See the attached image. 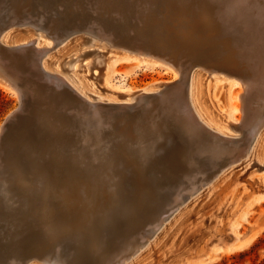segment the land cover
I'll list each match as a JSON object with an SVG mask.
<instances>
[{
    "label": "bare ground",
    "instance_id": "1",
    "mask_svg": "<svg viewBox=\"0 0 264 264\" xmlns=\"http://www.w3.org/2000/svg\"><path fill=\"white\" fill-rule=\"evenodd\" d=\"M35 1L36 0H0V85L8 88L9 90H13L19 101L18 108L13 110L5 119L7 123L6 126L2 125L0 128V143L2 142V140L5 141V134L8 132L10 126L15 124L19 120V118H22L25 114L29 113L28 116L31 117V118L29 117L30 119L28 120V122H25L27 124V127L30 126L29 127L30 130V128H33L32 127L33 124L31 123L32 121H35L36 117L41 118V121L43 119V113L41 114L40 112L36 111L37 107L44 108L46 110V108H57L60 105L65 107L64 109L63 108L62 109L65 110L67 113H69L71 117L77 116L78 119L79 118L82 119L85 124V126L83 125L84 127L87 128L90 127V129H93L94 145L97 146V148H100L101 144L103 143L102 134H104V128L101 126L102 113L103 115L111 116V112L113 113L116 111L119 112L145 111L146 109L150 108V112H152L153 114V110L156 107L155 104L159 103L160 101L167 102V106H165L166 109L164 110L165 117L169 118V120L167 119V122L168 121L170 122V119L175 121V123L177 122L179 129L174 125V123L172 125H174L176 129L180 130V134L178 135L176 134L177 136L176 135L174 136L173 135L174 133H172V135L167 134L166 138L163 137L164 138L163 140L164 143L162 142V144H164L162 145L163 148L168 149V147H170V145L174 143L175 137H177L182 143V146L185 147L186 144H184L185 143L184 138L188 136L187 139L191 141L190 144L193 145L194 143V145L197 146L196 155L199 154L200 156L199 158L203 160L210 159V161L207 160L208 162H211L212 158H214L215 160L217 159V157L221 156L219 139L228 140V142H232V143L239 142L241 140V136L239 134L245 127V130H243L244 131L243 136L247 139L249 145L250 144L252 145L255 139L260 134V132L263 131L262 129L264 128V0H179L178 1L180 5L186 8L187 13L191 14V17L193 18L203 17L200 19L202 20L205 18L211 21V22L203 23L202 25L200 24L202 27L196 28L195 34H198V32L201 33L208 32L209 34L212 33V35L215 37L212 40L205 39L206 42L209 44V48H210L208 52L209 55L207 56V60H208L207 63L197 64L195 67L196 69L192 70L193 71L191 72L192 74H190L189 78L187 79L188 80L187 89L189 93L188 104H186V101H184L183 98L184 95L179 93V91H176L179 89L176 83L182 77L183 65L185 63L178 62L177 61L178 58L177 60L174 59L173 57H172L173 59H168L167 57L161 56L158 53L156 54L154 51L140 47L143 42L142 41L140 42L139 36L138 35L131 36L132 34L130 35V31H129V30L131 31L133 30L132 32H135L142 25L143 26L145 25V27L141 28L140 30L150 35L154 34V32H152V29L155 28V30H157L160 26H162V24L161 21H156V22L149 21V18H151L158 12L154 14L152 10L148 7L152 5L151 3H153V1L155 3L156 2L163 3V0H120V1L119 0H63V1L38 0L36 2H38L40 5L38 4L36 6L34 3ZM59 1H62V3H60ZM103 5L105 6L103 7ZM51 6H54V8H51ZM62 8L63 10L65 9L66 22H64L62 19H60L61 21H56L55 19L52 18V15L57 14L60 9L62 10ZM85 10H89V13L81 15V13ZM123 15H126V17ZM160 19L162 20L161 17ZM211 23H213L214 26ZM195 24L193 26H195ZM31 31L34 34V36L29 34V32ZM80 35L86 37L87 39L98 40L106 44L108 47L118 50L117 53L111 54L108 57L102 51L101 52L97 51L95 53L89 52V56L87 57V59L92 58L94 70L95 71L97 69L99 70L93 73L92 78L91 76L83 72H77L76 65H74L73 68L71 69L69 76L61 75L58 72V65L62 64L63 59L71 56V54H73V52L76 50L75 47L77 45V40L75 37ZM166 36L162 35L159 36L157 39L161 42H165V41L167 42L168 40H171L170 36L168 37ZM119 37L121 38L120 40L122 39L124 40L123 44L117 43ZM71 43L72 46L71 45L69 46V44ZM85 44H87V42H85ZM133 55L135 56L132 57ZM145 58H149V59H145ZM145 60L147 62H145ZM74 61H76V59ZM131 61L137 63L136 66L137 68H140L142 64H144L145 67L153 70L160 67L162 68V70L171 73L172 80L170 82L153 81L148 86L141 89L140 91L133 92L127 95L115 94L112 90L108 88L107 75L113 73L116 66L121 62L128 63ZM88 64H90L89 61L85 63V67ZM163 64H165V66ZM104 70H106L107 72L106 73L107 75L105 77L102 75V71ZM205 74H207V76ZM217 74L223 75L224 78H229L228 84L230 88L238 87L239 89L238 92L231 100L232 101L231 112L232 114L240 113L241 117L239 119H234L233 117H231L230 118L231 121H228L226 124L225 132L222 129H218L220 130L218 132H221V134L219 133V135L216 136L211 130L206 133L200 127V125L202 124L201 118L203 115L199 112V109L197 110L196 108L197 101L195 97V88H196V82L199 79V77L210 78L213 76L212 79H216ZM118 76L122 80H125L127 77L123 73H120ZM240 84L242 85V87L240 86ZM257 84H262L263 86L258 87ZM160 106L161 105H159V107ZM162 108L163 107H161L160 114H162V110H163ZM191 108L193 109V111L191 110ZM150 112L148 111V113ZM46 113L47 112H44V114ZM110 116L108 117L111 119L112 116L111 117ZM154 117H156V115ZM57 118L59 120L61 119L59 117ZM146 118L148 119V117ZM162 119L160 120L161 123H162ZM155 120L152 119L143 123H147V125L149 124L148 125L149 128L150 125H152L155 131L157 128V130H159L158 133L164 134L165 133L163 132L165 127L164 125L166 123L164 122L165 124L162 123L164 125H160L159 120L157 121ZM21 123H24L22 122V119H21ZM143 123L142 124L140 123L141 126L143 125ZM156 123L157 126H154ZM51 124H53V122ZM38 125H41V123H39ZM34 126H35L34 130L37 129L36 130L37 133L42 132V136H38L36 139L39 141L38 144L39 146L42 142L43 149L42 150L39 149V152H35V153H41L42 158L40 159L41 161H37L36 158H34V156L31 157L32 158L31 165L28 164V167L24 171V173L26 172L25 175L32 174V179L29 178L27 179L28 181H22V182L20 181V186L16 188L21 190L19 192L20 194L21 193L26 194L27 200L30 201L28 197L29 194H32L34 192L37 193L40 189H44V188L46 189V187H47L46 191L50 193L49 190L50 188L54 189V187H57L56 190L58 192L60 193L63 192L64 195L63 201L68 202L73 200L75 205H77L76 203L80 201L82 208H86L90 203L93 202L92 194L93 192H95V190L96 191L98 190V192L101 190H105L104 193L106 195L105 198L107 199V196L109 198L107 201L108 203L117 201V203L125 205L127 210L133 212L130 216H128V220H127L128 227L124 228L122 226L121 227L119 226L120 228H123V230H121L120 238H118L119 240H117L116 243H113L111 239L112 252L107 260L104 261L103 260L104 258L102 257L101 254L104 251L103 249L107 245H109L110 238H112V236L110 237V235H103V236L100 235V237L90 238L93 244L89 245V249L91 251L89 254H86V258L88 257V259H90V257H92V261L93 258H96L95 260L100 258L104 261L105 264H125L126 262H128V260L135 257L146 246V244L151 240L155 232H157L165 224L166 219L168 217L167 215L170 213V210H167L166 208L170 207L171 209L173 208L178 209L179 206L185 203V199L187 201V198L189 197L190 193H192L195 189L192 185H191L192 186L191 189L187 191L185 188L183 190L178 186L177 188L176 186H174L176 189L174 188L175 190H172V192H170L171 189L165 188L166 186H164V188H160L158 190L159 191L158 194L151 195L154 196L153 199L155 200V203L152 202L151 200L150 204L149 205L145 204L146 206H142L144 207V209L139 212L140 209L136 207L135 204H133L134 200L132 202L130 197L126 195L127 193L123 189V185H122L123 183L122 182L117 183L115 181V179L121 174L116 165V161L119 158L117 156L118 153H113L112 156L109 157L110 160H108L107 162L106 160L102 161L101 159L103 158L101 157L97 159L100 161L96 165L89 166V164H87L88 171L92 172L93 174L91 175H94L95 178H97V175L101 173V171H104V173H106L107 176L105 180L94 183L95 181L91 182L92 179L86 180L85 176L84 179H79L78 181L76 180V178L74 179L70 175L65 176L66 178L58 177L56 176L57 174L55 172H57L58 169L61 170L60 169L61 167L67 168L68 163H70L68 157L70 156L68 154L70 150H66V146L74 147L75 145L74 143L76 142V139L74 138L76 136L72 138L73 135L69 134L66 131L61 133L59 132L60 130L52 133V131L50 130L55 127L57 128L58 126L57 122L55 126L54 125L50 126L51 127L49 130L50 133H46L48 135H44L45 133H43V128L38 129L36 125ZM47 127L44 126V128ZM116 127L117 125H115V128L114 127L113 128L117 131L118 128L116 129ZM153 127L151 128L153 129ZM138 128H140V126L137 127V129ZM211 128L214 131L213 126ZM144 129L146 128L144 127ZM130 130L132 129L130 128ZM150 130L147 131L151 135L152 130L151 131ZM170 130H172V127ZM33 131H31V135L29 134L30 137L28 138L34 137L32 135L34 133ZM77 132L78 134H80L78 130ZM119 132H123V131L119 130ZM133 132L136 133L137 131L135 130ZM231 132H233L234 135H232ZM214 136H216L217 139L213 138ZM142 137L144 136H141V138ZM150 138L152 139V136ZM26 140L21 137H19L18 139L11 138L9 142H7V145L5 147L3 148L0 147V169L2 168L1 165L5 166L6 168L7 166L12 164V161L8 159V156L11 153L22 151L20 147L23 146V143H26ZM140 140L138 142H140ZM213 140L216 141L212 142ZM145 142H146V138H145ZM154 142L155 140L153 141V143ZM54 144L57 145L60 151L59 150L55 151L51 147ZM223 144H225V142ZM176 145L177 144H175L174 147H176ZM46 148L48 149L47 151H45ZM217 148H219L220 153L219 151L216 152ZM100 150L98 153L102 151ZM193 150L195 153V147ZM58 151L62 153H57ZM76 151L77 149L74 147L73 150V153L75 152L74 155H77L79 153V151L77 153ZM148 151L149 150L147 149V152ZM228 151L231 152L233 151V149ZM159 152L161 155L159 154L157 156H159L160 158L166 156V159L168 157L167 155H169L168 152L170 153V151H168L167 154L166 153L162 154L161 151ZM48 154L52 157L51 158L52 164H54L52 167L48 166L47 163ZM232 154L229 153L230 156ZM247 154L246 156H248ZM171 155H176V154H171ZM43 157H46V160H44ZM136 157L132 161H128L127 163L129 167L131 168L133 167L134 169H137V171H139L140 165L139 163L137 164ZM222 158L223 157H221V159ZM187 159L189 158H186V160ZM214 160H212V162H214ZM174 161L175 160L170 161L169 163H173ZM157 163H155V165ZM197 163L201 168H203L206 164L205 161H201L200 159H198ZM211 163H209L208 165H211ZM152 164L150 163L151 166ZM217 166L219 165L217 164L216 167ZM150 168L151 167H149V169ZM201 168H200L201 170L200 172H203L202 171L203 169ZM152 169L151 171L153 172ZM191 171L194 172L193 169ZM125 172L127 173V170ZM197 173H199V171ZM197 173L195 172V174ZM1 178H7V177L3 175ZM7 182H8L6 185L7 189L4 190L7 192L11 191L15 193V191H12L15 188V186H13V184L11 185L10 181L7 180ZM90 182L92 183L91 186L92 189L88 188L89 187L88 183ZM148 182L154 183L152 178L151 179L148 178ZM83 184H85V186ZM199 184L197 185L202 186ZM28 186L32 187V189L30 190ZM96 186H98V189H95ZM182 186L183 185H181V187ZM24 187H26V190H24ZM112 187H116L118 190L113 191L111 189ZM183 187H185V185ZM127 189H129V187H127ZM67 193H72V197ZM14 195L15 197L17 196L16 193ZM145 195L147 196L149 194H145ZM165 199L168 200L164 202ZM2 200L3 198L0 195V215L1 217H4V219H6V224L8 225H6L7 228L4 229V231L3 229H0V261L5 262L6 261L5 258H7V256L9 257L15 256L17 259L16 260L13 259V261H10L8 264H64L61 259L62 257L61 250L58 247L61 246L60 244L64 240L62 239L56 245L47 246V244L50 242L49 239L53 241L57 240V238L60 236L59 234L60 230L62 229L59 225H57L58 215L53 213L54 207H52L51 204L47 202L46 204H44L45 208L41 209L40 214L39 213L35 214L36 212L34 213L31 212V215H33L31 220L34 219V216L35 218H37L42 215V218H44L45 221H47V224L50 226V228L47 229V232L38 235V233L35 234V231H38L41 227H35V229L33 227H28L26 228L25 232L22 235L21 234L22 232L20 231V230H24L23 229L24 227L22 225L21 226L19 225V229H18L16 227L14 228L13 226L14 224H9L15 218L14 217L13 219H11V217L13 215L18 216L19 213L22 212V209L19 208L8 209L7 208L9 205L8 201H6V203L8 204V205L5 204L7 205L6 207L5 205H3L4 200L3 201ZM107 202L101 203L100 206L108 207ZM26 212L29 213L30 210L27 209ZM37 220L39 219L37 218ZM37 220L35 219L36 223ZM67 222L70 223V221ZM214 223H218V222L215 221ZM34 226H37V224H34ZM113 227L114 226H112L111 228ZM233 227L234 226L232 227L230 226L228 229V233L230 234V240L227 242L228 245L234 243L233 241H240L241 239V237L236 232V227L234 228ZM4 232L6 233L4 234ZM199 234H200L199 238L197 237L198 235L195 237H197L200 240L208 238L209 241L212 238L210 231L206 229L201 231ZM44 238L45 239L47 238L48 240L45 241ZM134 239L135 241H132ZM101 246L102 248L100 249ZM20 251H24L25 253L21 254L20 256L18 254V252ZM45 251H47L48 255L44 253ZM168 252H171L172 254L174 251L169 250ZM181 256L182 255H178V258ZM71 260L72 259H70V261ZM74 260L75 261L73 262V264H83L86 259H84V257L81 255L79 257H76Z\"/></svg>",
    "mask_w": 264,
    "mask_h": 264
},
{
    "label": "rangeland",
    "instance_id": "2",
    "mask_svg": "<svg viewBox=\"0 0 264 264\" xmlns=\"http://www.w3.org/2000/svg\"><path fill=\"white\" fill-rule=\"evenodd\" d=\"M36 1L34 2L35 6L39 4ZM62 1L59 2L62 3ZM178 1L179 0H163V3H159V2L155 3L153 1V3H151L152 5L148 7L152 10L154 14L158 12L155 15L153 14L154 16L149 18V21L152 22L161 21L162 24V26H160L157 30H155V28L152 29V32H154V34L150 35L147 34L146 32H142L140 29L144 28L145 25L144 26L142 25L135 32H132L133 30L132 31L129 30V31H130V35L132 34L131 36L133 35L139 36L140 42L141 41L143 42L140 47L154 51L156 54L158 53L161 56L167 57L168 59L174 58L177 60L178 58L177 60L178 62L185 63L183 65L182 77L176 83V85L179 88L176 91H179V93L184 95L183 97L184 101H186V104H188L189 93L187 89V85H188L187 79L189 78L190 74H192L191 73L193 72L192 70L196 69L195 67L197 64L207 63L208 61L207 56L209 55L208 52L210 48H209V44L206 42L205 39L212 40L215 37L212 35V33L209 34L208 32L206 33L198 32V34H195L196 28H201L202 27L201 25L203 23L211 22V21L205 18L201 20L200 18L203 17H198V18L195 17L196 19L191 17V14H188L186 8L180 5ZM104 6L105 5H103V7ZM51 8H54V6H51ZM87 13H89V10L83 11L81 15ZM65 14H66L65 9L63 10L62 8V10L60 9L57 14H53L52 18L55 19L56 21H61L60 19H62L64 22H66ZM123 16L126 17V15ZM160 17L162 18V20L160 19ZM194 24L195 26H193ZM29 34L34 36L32 31L29 32ZM162 35L163 36L167 35L166 37L170 36L171 40H168L167 42L159 41L157 38ZM75 38L77 40V45L75 47L76 50L73 52V54H71V56L63 59L62 64L58 65V72L61 75L69 76L71 69L73 68L74 65H76L77 72H83L91 76L92 78L93 73L99 70L98 69L96 71L94 70L92 58L87 59V57L89 56V52L95 53L97 51L100 52L102 51L105 53L107 57L111 54L118 52V50L110 48L106 44L98 40L87 39L82 35L77 36ZM120 39L121 38L119 37L117 43L123 44L124 40L123 39L120 40ZM85 42H87V44H85ZM70 45L72 46V43L69 44V46ZM134 56L135 55H133L132 57ZM75 59L76 61H74ZM145 59H149V58H145ZM88 61L90 62V64H88L85 67V63H87ZM145 62L147 61L145 60ZM163 65L165 66V64ZM136 66L137 63L134 61L128 63L121 62L116 66L114 72L109 75L106 74L107 73L106 70L102 71V75L104 77L107 75L108 77V88L112 90L115 94L127 95L133 92L140 91L141 89L145 88L150 83H152L153 81L170 82L172 80L171 73L162 70V68L160 67L153 70L145 67L144 64H142L140 68H137ZM120 73H123L125 74V76H127L125 80L119 78L118 75ZM205 75L207 76V74ZM212 78L213 76L210 78L199 77V79L196 82L195 97L197 101L196 108L197 110L199 109V112L203 115L201 118L202 124L200 125V127L204 130V132L207 133L208 131L211 130L217 136L219 135V133L221 134V132H218L220 131L218 129H222L225 132L226 124L228 121H231L230 119L231 117H233L234 119H239L241 117L240 113L232 114L231 112L232 109L231 100L232 98H234V96L236 95L239 89L238 87L230 88L228 84L229 78H224L223 75L221 74H217L216 79H212ZM240 86L242 87L241 84ZM257 86L262 87L263 85L257 84ZM155 105L156 107L153 110V114L152 112H150V108L146 109L145 111H129V112L116 111L113 113L111 112V116H112L111 119L108 117L110 115L106 116L103 115L102 113L101 126L104 128V134H102L103 141L101 140L103 142L101 144L102 148L101 147L97 148V146L94 145L93 129H90V127L88 128L84 127L85 124L83 120L80 118L78 119L77 116L71 117L69 113L63 110L65 107H63L62 105L58 106L57 108H46V110L44 108L37 107L36 111L40 112L41 114L43 113V119L41 121V118L36 117L35 121H32L31 123L33 124L32 126L33 128H30V130H29L30 126L27 127V124L25 123L28 122V120L31 118L30 116H28L29 113L27 112L28 114H25L22 118H19V120L15 124L10 126L8 132L5 134V141L2 140V142L0 143V147L3 148L7 145V142H9L11 138L18 139L19 137H21L24 138L25 140L27 139L26 143H23V146L20 147L22 151L11 153L8 156V159L12 161V164L7 166L9 168L7 167L5 168V166L1 165L2 168L0 169L1 171L0 195L4 200V201L2 200L3 205L7 204L6 201H8L9 204V205L7 204L8 207L7 205H5L8 209H17V208L22 209V212H20L18 216L13 215L11 217V219H13L14 217L15 218L9 224H14L13 225L14 228L16 227L18 229H19V225L20 226L22 225L24 227L23 228L24 230H20L22 232L21 233L22 235L25 232L26 228L28 227H33L34 229L35 227H41L38 231H35V234L38 233V235L47 232V229L50 228V226L47 224V221H45V219L42 218V215L40 217H37L39 220H37L35 216L34 219L31 220L33 216L31 215V212L32 213L36 212L35 214L38 213L40 214L41 209L45 208L44 204L49 202L51 206L54 207L53 213L58 215L57 218L58 223L57 222L56 223L62 229L60 230L59 233L60 236L57 238V240L53 241L49 239L50 241L48 243L49 245L46 242L47 246L56 245L62 239L64 240L60 244L61 246H58L61 250V256H62L61 259L64 264H67V261L68 264H73V262L75 261L74 259L81 255L84 257V259H86L83 264H97V263L105 264L104 261L108 259V257L112 252L111 239L113 243H116V241L119 240L118 238H120L121 230H123V228L120 227L121 226L124 228L128 227V221H127L128 216H130L133 213L127 210L125 205L119 204L117 203V201L108 203L107 201L109 198L108 196L107 199L105 198L106 196L104 194L105 190H101L99 192L98 190L97 191L95 190V192H93L92 194L94 196V197L92 196L93 202L90 203L86 208H82L80 201L76 203L77 205L74 204L73 200L68 202L63 201V196H64L63 192L61 193L58 192L56 190L57 187H54V189L50 188L49 189L50 193L46 191L47 190L46 187V189L45 188L40 189L37 193L34 192L32 194H29L28 197L30 201L27 200L26 194H22V193L20 194L19 192L21 190L16 189L17 187L20 186V181L21 182L28 181L27 179L29 178L32 179V174L25 175L26 172L24 173V171L28 167V164L31 165V159H32L31 157L34 156V158H36L37 161H41L40 159L42 158L41 153H35V152H39V149L41 150L43 149L42 142L39 146L38 145L39 141L36 139L38 136H42V132L37 133L36 131L37 129L34 130L35 127L34 125H36L38 129L43 128V133H45L44 135H48L46 133H50V131H52L53 133L60 130L59 132L61 133L66 131L69 134L73 135L72 138L76 136L74 138L76 139V142L74 143L75 144L74 147L77 149L76 153L78 151L79 153L77 155H74L75 154V152L73 153L74 147L66 146V150H70L68 152V154L70 155L68 156L70 163H68L67 168H62V167L60 168L61 170L62 169L65 170L61 171L58 169L59 172L56 170L57 172L55 173L57 174L56 176L58 177L66 178L65 176L70 175L74 179L76 178V180L78 181L79 179H84L85 176L86 180L92 179L91 182L95 181L94 183L105 180L107 176L106 173H104V171H101V173L97 175V178H95L94 175H91L93 173L88 171L87 164H89V166H94L97 163H99L100 160L97 159L101 157L103 158L101 159L102 161L106 160L107 162L108 160H110L109 157H111L113 153H118L117 156L119 158L116 161V165L121 174L115 179V181L117 183L118 182L123 183L122 185H123V189L127 193L126 195L130 197L132 202L134 200L133 204H135L136 207L140 209L139 212L144 209V207L142 206L149 205L151 200L152 202L155 203V200L153 199L154 196L151 195L158 194L159 192L158 190L160 188H164V186H166L165 188L171 189V191L169 190L170 192H172V190H175L177 186L183 190L185 188L186 191L190 190L192 186L195 188L194 191L190 193L189 195L190 198L187 196L188 197V198L186 197L187 201L185 199V203L179 206L178 209L176 208L171 209L170 207L166 208L167 210H170V213L167 215L168 217L166 219L165 224L157 232H155V234L152 236L151 240L146 244V246L135 257L128 260V262H126L125 264H258L264 261V175H263L264 174V170H263L264 169V128L262 129L263 131L261 130L262 132H260V134L255 139L252 145L251 144L249 145L247 139L243 136L244 134L243 130H245V127L239 134L241 136V140L239 142L232 143V142H228V140L219 139L221 156L217 157V159H215L216 161L214 160V158H212V160H214L215 163L212 162V160L211 163L208 162L210 161V159L209 160L207 159L208 161L203 160L199 158L200 157L199 154L196 155L197 146H195L194 143L193 145L190 144L191 141L187 139L188 136L187 137L185 136L186 138H184L185 143L183 141V143L186 144L185 147L182 146L180 140L177 137H175L174 143H172L170 147H168V149L163 148L162 145L164 144H162V142L164 143L163 140L164 138H166L167 134L172 135V133H174L173 135L175 136L176 134L177 135L180 134V130H178L179 128L177 122L175 123V121L171 119L170 122L169 121L167 122V119L169 120V118L165 117L164 115L165 114L164 110L166 109L165 106H167V102L160 101ZM159 105L161 106L159 107ZM18 106H19V101L13 90H9L8 88L0 85V128L5 122V119L8 117V115L13 110L17 109ZM161 107H163L162 108L163 115L160 114ZM191 110L193 111L192 108ZM43 111L47 113L44 114ZM148 111L150 113H148ZM155 115L157 118L154 117ZM56 116L61 119L59 120ZM146 117H148V119ZM158 117H160L161 119L163 118L162 123L165 122L166 124L165 123H164L165 125L162 124L160 122L161 119ZM65 118L66 119L69 118V119L66 120ZM21 119L22 122L24 123H21ZM54 119L57 122L58 126L57 128L55 127L50 130L51 128L50 126L53 125L55 126L56 124ZM152 119L153 120L156 119L155 121L159 120V124L165 126L163 131L165 132L164 134L158 133L159 130H157V128L155 131L152 125H150V128L153 127V129L151 128L152 130L151 131L148 126L149 124L147 125V123H143ZM123 121H125L126 124ZM52 122L53 124H51ZM37 123L38 124L41 123V125H38ZM111 123L114 125H112ZM121 123L123 126L121 125ZM132 123L134 124V126ZM140 123L141 124L143 123L144 126L142 125L143 126L142 127ZM173 123L178 129H176L175 126L172 125ZM43 125L46 127L49 125L50 126L44 128ZM115 125H117L116 127V129L118 128L117 131L114 129ZM139 126L140 128L142 127L141 128L142 130L138 128L139 129L138 131L137 127ZM154 126H157V123ZM212 126L214 128V131L211 128ZM144 127L146 129H144ZM171 127L172 130H170ZM130 128L132 130H130ZM77 130L79 131L80 134H78ZM82 130L85 131L83 132ZM119 130L123 132H119ZM135 130L137 131L136 133L133 132ZM147 130H150L152 134L150 135V133ZM31 131L34 132L32 134L34 137L28 138L30 137L29 134L31 135ZM118 132L120 135L118 134ZM231 133L232 135H234L233 132ZM141 136L144 137L141 138ZM149 136L150 137L152 136V139ZM216 136H214L213 138L217 139ZM145 138H146V142H145ZM142 139L144 142L142 141ZM139 140L140 142H138ZM154 140L155 142L153 143ZM141 141L143 142V144ZM214 141L216 140H213L212 142ZM147 142L149 143V145ZM224 142L225 144H223ZM175 144H177L176 147H174ZM171 146L174 148H172ZM51 147L55 151L57 150L60 151V149L57 147L56 144L52 145ZM194 147H195V153L193 150ZM47 148L45 149V151L48 150ZM231 148L233 149V151L229 152L228 150H232ZM147 149L149 151L151 150L150 151L151 153L149 151L147 152ZM99 150L101 151L100 153H98ZM59 151L57 153H62ZM159 151H161L162 154L165 153L167 154V152L170 151V153L168 152L169 155H167L168 156L167 159L166 156L163 158L157 156L160 154ZM218 151L219 148L216 149V152ZM229 153L230 154L233 153V154L230 156ZM171 154H176V155H171ZM246 154L248 156H246ZM135 157L137 158L136 159L137 164L139 163L140 165L139 171H137V169H134L133 167L132 168L129 167L127 163L128 161H132ZM221 157L223 158L221 159ZM51 158L52 157L48 154L47 163L48 166L52 167L54 164H52ZM186 158L189 159L186 160ZM43 159L46 160V157H43ZM198 159H200L201 161H205V163L207 161V163L203 168H201L198 165L197 163ZM173 160H175L173 163H169L170 161ZM148 162H150L151 164L153 163L154 165L152 164L151 166L150 163ZM155 163H157L158 165L157 164L155 165ZM209 163H211L212 166L208 165ZM214 164L216 165L218 164L219 165L217 166L218 168ZM149 167L151 168L149 169ZM194 168L196 169V171ZM200 168L203 169L202 170L203 172H200L201 171ZM151 169L153 170V172L151 171ZM192 169L194 172L191 171ZM126 170L127 173L125 172ZM198 171L199 173H197ZM195 172L197 174H195ZM126 174L129 176H127ZM3 175L6 176L7 178H1ZM148 178L150 179L152 178L154 183H149ZM5 179L10 181L11 185L13 184V186H15V188L12 191H15L17 195L16 197L14 195L15 194L14 192L10 191L11 192L10 193L5 191L7 189L6 185L8 183L7 180ZM198 179L200 180V182ZM90 183H88L89 184L88 188L92 189L91 187L92 183L91 184ZM197 184L204 186L203 187L198 186ZM83 185L85 186V184ZM181 185L183 186L185 185V187L183 186L181 187ZM174 186H176V188ZM127 187H129V189H127ZM28 188L30 190L32 189V187L30 186H28ZM95 189H98V186H96ZM111 189L113 191L118 190L116 187H112ZM24 190H26V187H24ZM67 194L71 195L72 197V193H67ZM145 194H149V195L146 196ZM167 200L165 199L164 202ZM102 201L107 202L108 207L100 206V204L103 203ZM27 209L30 210L29 213L26 212ZM35 219L37 220V223L35 222ZM67 221H70V223H68ZM215 221L218 223H214ZM34 224H37V226H34ZM6 225H8L6 224V219H4V217H1L0 215V229H3L4 231V229L7 228ZM112 226L114 227L111 228ZM230 226L236 227L237 234L241 237V239H243V240L240 239V241H233L234 243L229 244L231 246H229L227 243L230 240V234L228 233V229ZM205 229L209 230L210 234L212 235V238L209 241L208 238L202 240L198 239L200 235L199 233ZM5 233L6 232H4V234ZM100 235L101 236L110 235V237L112 236V238H110L109 245H107L103 249L104 253L102 252L101 254L102 257L104 258L103 259L104 261L100 258H98L97 260H95L96 258H93L92 261V257H90V259H88V257L86 258V254H89L91 251L89 249V245L93 244L90 238L100 237ZM195 236H197L198 238ZM44 240L46 241L48 239L44 238ZM132 241H135V239ZM171 245L173 248L171 247ZM101 248L102 246L100 247V249ZM166 250L168 251L171 250L174 252L171 254V252H168ZM25 252L20 251L18 252V254L21 256V254ZM44 253L48 255L47 251H45ZM178 255H182V256L178 258ZM13 259L16 260L17 258L15 256H10V257L7 256V258H5L6 261L5 262L0 261V263L8 264L10 261H13ZM70 259L72 260L70 261Z\"/></svg>",
    "mask_w": 264,
    "mask_h": 264
},
{
    "label": "water",
    "instance_id": "3",
    "mask_svg": "<svg viewBox=\"0 0 264 264\" xmlns=\"http://www.w3.org/2000/svg\"><path fill=\"white\" fill-rule=\"evenodd\" d=\"M6 124H7V123H6V121H5V122L3 123V126H6Z\"/></svg>",
    "mask_w": 264,
    "mask_h": 264
},
{
    "label": "trees",
    "instance_id": "4",
    "mask_svg": "<svg viewBox=\"0 0 264 264\" xmlns=\"http://www.w3.org/2000/svg\"><path fill=\"white\" fill-rule=\"evenodd\" d=\"M258 264H264V261H262V262H260V263H258Z\"/></svg>",
    "mask_w": 264,
    "mask_h": 264
}]
</instances>
